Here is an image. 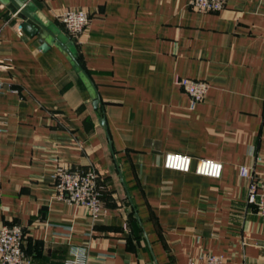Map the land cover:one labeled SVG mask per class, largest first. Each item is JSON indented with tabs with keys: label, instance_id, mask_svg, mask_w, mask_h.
<instances>
[{
	"label": "crops",
	"instance_id": "1",
	"mask_svg": "<svg viewBox=\"0 0 264 264\" xmlns=\"http://www.w3.org/2000/svg\"><path fill=\"white\" fill-rule=\"evenodd\" d=\"M14 1L47 28L31 36L0 0V77L13 89L0 93V228L24 227L31 264H67L76 250L83 264H205L210 253L264 264V217L239 175L241 165L264 174V0L220 11L189 0ZM67 9L90 16L79 38L59 19ZM180 77L209 83L195 108ZM168 152L193 167L221 161L222 177L168 169ZM52 157L98 173L97 218L57 197Z\"/></svg>",
	"mask_w": 264,
	"mask_h": 264
},
{
	"label": "built area",
	"instance_id": "2",
	"mask_svg": "<svg viewBox=\"0 0 264 264\" xmlns=\"http://www.w3.org/2000/svg\"><path fill=\"white\" fill-rule=\"evenodd\" d=\"M190 6L199 11H220L225 7L226 0H189ZM17 15V13H15ZM60 21L68 33L79 38L86 30L90 16L83 9H67L60 13ZM21 27V26H20ZM177 83L183 88L191 100V107L201 103L209 90V83L189 77H180ZM13 91L6 86L0 77V93ZM55 168L52 178L57 191V197L70 204L87 207L93 218H97L103 210L104 186L100 183L95 170L79 171L59 164L58 157H52ZM164 166L168 169L195 173L215 179L222 177L224 164L218 160L201 158L193 167L191 155L168 152L164 157ZM240 177L248 181V201L256 207L257 213L264 217V174L259 175L247 165L239 167ZM26 231L19 224H6L0 228V261L2 264H31L25 251ZM74 259L67 264H83L84 256L76 250ZM83 255V256H81ZM188 264H198L190 260ZM205 264H225L223 255L210 253L206 255Z\"/></svg>",
	"mask_w": 264,
	"mask_h": 264
},
{
	"label": "water",
	"instance_id": "3",
	"mask_svg": "<svg viewBox=\"0 0 264 264\" xmlns=\"http://www.w3.org/2000/svg\"><path fill=\"white\" fill-rule=\"evenodd\" d=\"M9 7L11 8V10L14 13L19 14V16L23 19V22L21 23L22 27L31 36L40 35L41 34V29H45L46 28L45 26L41 25L36 20V18L33 17V15H31L29 13V11H27L26 9L20 7V5L16 1L11 0V4L9 5ZM45 30H47V28ZM39 43H40V49L42 51H46L49 48L48 43L43 38L39 39ZM67 50H68V53L70 54L71 58L73 59V61L75 63H77L78 66H80L79 65V61L77 60L76 56L68 48H67ZM93 105H94L95 108H98L99 106H102L100 97L98 95L94 99ZM99 122L107 130V123H106V118H105L104 115L100 117ZM108 137H109V134H108ZM109 145H110L111 152L114 153V149H113L110 137H109ZM121 175H122V173H121Z\"/></svg>",
	"mask_w": 264,
	"mask_h": 264
}]
</instances>
